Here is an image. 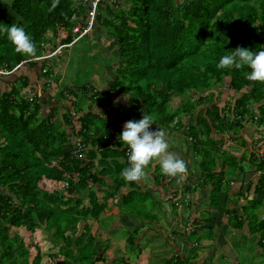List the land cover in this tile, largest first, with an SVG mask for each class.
Segmentation results:
<instances>
[{"label": "trees", "instance_id": "trees-1", "mask_svg": "<svg viewBox=\"0 0 264 264\" xmlns=\"http://www.w3.org/2000/svg\"><path fill=\"white\" fill-rule=\"evenodd\" d=\"M52 2L7 0V4L6 0H0V29L13 24L23 27L37 45V53L54 42L49 38L51 31L59 39V29H64L65 38L59 39L61 46L71 44L77 18L82 16L80 20L87 22L89 8L81 0H59V5L49 12ZM105 2L99 9L97 24L114 39L113 45L117 48L105 68H113L117 53L112 88L128 96L126 117L112 121L107 110L94 112V104L111 106L113 102L89 83L80 86L72 81V86L61 88L64 85L56 78L47 82L45 76L54 77L50 66L56 55L44 60L48 64H43L41 77L47 84L43 93L35 97L23 93L30 86L27 76L10 83L3 80L8 75H0V264L42 262L40 246L32 239L27 245L13 231L15 228H25L31 234L42 229L57 242L65 240L68 230L75 231L88 215L94 212V217L99 216L97 210L102 204L98 208L96 200L89 196L90 206L86 207V196L80 191L97 193L96 184L104 185L106 178L114 175H118L114 180L116 186L123 184L121 171L129 167L123 154L129 148L119 136L129 116L138 121L143 113L150 114L154 124L164 129L173 123H176L173 127L181 129L183 114L190 117L191 128L195 127L188 130L196 133L197 126L209 138L213 129L225 131L228 127H241L240 117L251 110L248 106L251 97L257 103L264 99V89L258 98L255 87L251 94L236 101L233 119L226 118L225 109L216 105L202 109L197 123L192 117L194 110L213 102V90L224 85L225 79L236 90L248 82L246 74L251 69L218 70L216 65L238 46L256 52L264 50V0H125L126 6L115 9L104 8ZM5 6L8 11L3 10ZM0 45V70L14 73V69L17 71L24 64L36 68L43 61L26 62L33 58L17 54L2 30ZM57 47L55 44L51 48ZM69 99L72 102L66 113H61L63 107L57 105L48 115L43 114L45 105ZM176 99H182L178 106L173 105ZM72 108L77 114L89 110L79 118L81 128L76 134L90 150L85 160L74 155L75 145L69 138L68 128H74ZM170 108L175 112L169 113ZM259 111L261 124L264 104ZM206 156L209 157L207 153ZM263 166L260 163V169ZM44 178L68 186L49 192ZM260 180L264 193V176ZM125 201L127 204V197ZM261 227L264 229V221ZM64 243L57 254L64 257L61 264L93 263L94 254L88 256L79 247L84 241L76 242V254ZM33 248L36 255L31 260Z\"/></svg>", "mask_w": 264, "mask_h": 264}, {"label": "crops", "instance_id": "crops-1", "mask_svg": "<svg viewBox=\"0 0 264 264\" xmlns=\"http://www.w3.org/2000/svg\"><path fill=\"white\" fill-rule=\"evenodd\" d=\"M103 5L104 8L115 9L118 6H126V3L125 0H106ZM80 18L83 17L80 16L77 20ZM96 26V31L97 29L102 31L97 23ZM57 27L65 28L61 25ZM60 30V36H63L65 30ZM105 35L107 34H104V37ZM107 36L109 37V35ZM49 38L52 39L50 35ZM107 40L114 44L113 39L107 38ZM80 41L73 44H78ZM69 45L70 43L61 46L60 42L58 47L62 48L56 56L63 55V51L71 47ZM53 51L55 49L51 47L45 48V54L42 57L51 55ZM43 64H48V62L45 63L43 60L36 68H30L28 64H24L14 73L4 77L3 80L13 83L20 76H27L30 86L23 93L29 97H35L42 94L46 83L50 82H46L45 78L41 77ZM107 70V74L113 73L112 67ZM13 76L15 78L11 79L10 77ZM94 77L92 88L109 97L113 105L97 103L92 106L93 111L99 113L107 110L109 119L112 121L119 117H126L125 109L128 107L129 101L127 105L118 101L119 95L125 94L112 88L114 80L112 82L107 80L103 85H100L101 79L98 76ZM72 81L68 82L69 87L72 86ZM230 82V80L224 82L225 87L220 88V93L213 91V102L209 106L200 107L194 112L192 117L196 123L200 111L204 108L207 110L214 105L220 109L224 108L226 118L233 119L236 101L251 94L252 90L257 87L258 81L248 80L241 90L232 88ZM256 96L260 97L257 93ZM64 102L66 101L63 100L60 104L56 102L55 105L47 104L45 107H48V111L51 112L53 107L59 105L65 108H62L60 112L66 113L69 108ZM261 104H264V99L261 103H253L250 100L248 106L251 110L245 116L240 117L243 120L241 127H228L225 131L213 129L209 138L202 134L196 126L198 134L194 136V141L199 140L196 144L203 152L200 149L197 151L196 145L193 153L186 151V145L183 146L180 135L177 139L181 150H176L173 144L174 140L171 134H168L169 129H164L158 124L152 125L151 130L160 128L166 131L169 150L186 161L187 171L184 177L182 175L179 181L167 175L164 177L160 166L154 164L145 169L147 175L139 182H126L120 175L123 184L119 187L116 186L112 176L106 178L104 185L96 184L98 200L102 204V208L97 210L100 212L99 216L94 217V212L93 215H88L87 218L79 222L75 231L69 229L65 236L66 239H59L58 243L53 241L52 234H42V229L36 230V233L40 235V240L50 244L51 251L52 248L57 249L56 253L52 254L53 258H62L60 263L55 262L54 264H61L64 261L62 255L57 256L60 253V248L66 245L64 242L68 243L69 249L76 254L78 240L84 241V244H79V247L86 255L94 254L92 264H264V229L261 227L264 221V193L261 192L263 189L260 185V179L264 176V166L260 169V163L264 165V121L260 124L259 107ZM88 112L87 109L80 114L76 113L72 123L74 128L71 129L70 126L68 128V133L71 134V136L69 135L70 140L73 143L81 142L83 145L79 149L74 144V155L82 160L87 159L90 150L85 147L81 138H78L76 134L81 128L79 118ZM48 113H44L43 110L45 116ZM130 120L129 116L123 123V127ZM184 121L185 126L188 123L191 124V119L188 116H184ZM195 121H193L194 124ZM172 125L175 126L176 123ZM177 130L181 131L180 128ZM129 151L126 148L123 154L127 161ZM199 153L200 158L198 159ZM206 153L209 157L206 156ZM196 160L197 162H195ZM211 172L214 173V176L211 175ZM43 181L49 192L64 190L58 187L59 182L57 181L46 178ZM46 181L53 184L54 190L48 189ZM126 183H128L127 187ZM164 186L167 187L166 195L162 191ZM181 189L185 191L184 194ZM143 193L147 194L143 196L145 200L135 202V195ZM185 194L191 195V198ZM72 196L74 197V195ZM88 198L87 195L84 202L86 207L90 206ZM258 203L260 206L257 205ZM147 204L153 206L152 210L157 213L158 209H162L165 212V217L160 218L153 215L147 209ZM168 207H171L172 211ZM140 208L143 210L140 211ZM126 209H129L128 212ZM84 220L89 224H95V226L86 224ZM111 221L110 225L105 226L104 223ZM79 225L82 227L79 228ZM100 241L103 246H99ZM96 243L99 247L96 246ZM252 246L256 254L251 253L249 247ZM88 249L91 250V254L86 253Z\"/></svg>", "mask_w": 264, "mask_h": 264}, {"label": "rangeland", "instance_id": "rangeland-1", "mask_svg": "<svg viewBox=\"0 0 264 264\" xmlns=\"http://www.w3.org/2000/svg\"><path fill=\"white\" fill-rule=\"evenodd\" d=\"M6 3H7V0H6ZM3 10L4 11H8V7L5 6L3 8ZM79 20L80 19H78V22H79ZM97 31L95 29V31L91 35L83 38L78 44H73L71 47H68L67 49H65L63 51L64 52L63 55H60L59 57L51 60V63L53 64V66H50V67H51V70H52V72L54 74V77L56 78L55 80L61 81L60 84L64 85V86H61V88H64L68 84V82L72 81V80L75 81L77 83V85H80V86H83V85H85L87 83L92 84L93 81L95 80L94 76H98L101 79L100 82H99L100 85H103L104 82L107 81V80H109L111 82L113 80H115L114 78L116 77V73L113 72V73L107 74L108 73L107 69L109 67L105 68V63L107 61H110L109 60L110 54L112 52H115L117 50V48H115V46H113V43L111 41L107 40V38H111V39H113V38L112 37H108L107 36L108 34L106 33L105 30L102 29V31H101V30L97 29ZM104 34H107V35H105V37H104ZM50 37L52 38V40L54 42L51 45L50 44L45 45L44 46L45 48L53 47L55 44L59 45V43H60L59 41H57L58 38H56L54 36V33L52 31L50 32ZM63 37H64V35L60 36L59 39H61ZM0 47H1V45H0ZM59 48L60 47L56 48L54 53H57L60 50ZM52 49H54V48H52ZM0 51H1V48H0ZM43 53H44V51H40L39 53H37V55H40V54L42 55ZM101 55H102V57H101ZM105 57H109V58H105ZM114 58H115V60H114V64H113V69H116L117 65L115 64L116 63L115 61L118 60V54L117 53L114 54ZM45 77H46L47 81H54L52 78L50 79L49 76H45ZM10 78L14 79L15 77L13 76V77H10ZM225 80L229 81L228 79H225ZM9 81H10V79H9ZM256 85H257V88H258V91H256L257 95H260V92H263V89H264V82H259L258 81L256 83ZM221 87H225V84L222 85V86L220 85V87H217V89L215 91L220 93V90H221L220 88ZM76 96H77L76 99L80 100V96L79 95H76ZM111 96L114 97L113 94H111ZM54 99H58V96L56 98H54ZM181 100L182 99L174 100V102H173L174 104L173 105L174 106H178V103H180ZM118 101H121L122 103L127 105L128 104V96L119 95V100ZM251 101L253 103H255V101L252 99V97H251ZM70 102H72V100H70V99H69V101L64 102L67 105L68 108H70L69 107ZM183 104H184V102H183ZM192 110H193V108H192ZM47 111H48V107H45L44 108V113H48L49 112V111L48 112ZM173 112H175L174 108H170L169 109V113H173ZM193 112H195V110ZM125 113H126V111H125ZM181 118H182V128L180 129L181 131H178L176 127H173L174 125H171L170 127H168V129H169L168 134L170 133L172 139L174 140L173 144H174L175 149L178 150V151L181 150L180 149L181 147L178 144L179 141L177 139L178 136L180 135V137L183 140V146L186 145L185 146L186 147V151L188 150L189 152L193 153L194 149H195V145H196V150L199 151L200 146L198 144H196L197 142H199V140L194 141V136L196 134H198V133H195V131H191L195 127L191 128V125L185 126L186 123L184 121V115L183 114L181 115ZM189 128H191V130H188ZM200 151L203 152L201 149H200ZM199 158H200V153H199L198 159ZM197 160L195 162H197ZM195 165H196V163H195ZM182 175L184 177V174H182ZM163 176L165 177V174H163ZM113 179L117 180L118 179V175H114ZM46 182H47V185H48V189L50 191L54 190L55 187L53 186V184L50 181H46ZM127 185H128V183H126V187H127ZM157 185H158V183H157ZM166 185H167V183H166ZM166 189H167L166 186H164L163 189H162L164 195L167 194L166 193ZM181 190H182V192L184 194L185 191L183 189H181ZM80 192L84 196L88 195L90 197H93L96 200L97 204H98V208H100L101 203L98 200L99 199V194L96 193L95 190H85V191H80ZM4 193H6V190L4 191ZM146 195L147 194H144V193L143 194H138V195L136 194L135 195V202L139 201V200L141 202H143L145 200V198L143 196H146ZM127 197H128V195H127ZM188 198H191V197H188ZM257 205L260 206L259 204H257ZM146 207L149 210V212H151L153 215H155L157 217H160V218H164L165 217V215H164L165 212L162 209H158V213H157L156 211L152 210L153 206H149L147 204ZM168 208H169V210L172 211L171 207H168ZM128 210L129 209H126V212H128ZM142 210H143V208H140V211H142ZM184 214H186V213H184ZM85 220H84V222L86 224H89ZM111 223H112V221L110 223L106 222L104 224H105V226H107V225H110ZM100 224H103V222H100ZM89 225L90 226H95V224H89ZM81 227L82 226L79 225V228H81ZM13 231L19 233L23 237V241L27 245L30 243L31 239L35 243H37L38 245L40 243H42V244L39 245L40 248H41V251H42V255H43L42 256V260L43 261L41 262V264H54L55 262H59L60 263L62 261V258H57V257L53 258L52 254H55L57 249L52 248V251H51V247L49 246L50 244L40 240V235L38 233H36L37 231L34 234H31L30 231H28L25 228H20V229H16L15 228V229H13ZM42 234H45V232L43 231ZM133 237H135V235H133ZM136 238H133V239H136ZM96 246H98V243H96ZM99 246H103L101 241L99 243ZM249 248L251 250V253L256 254L253 246L249 247ZM31 251H32V257H31V260H32L35 257V255H36V250H35V248H33ZM86 253L87 254H91V250L88 249L86 251Z\"/></svg>", "mask_w": 264, "mask_h": 264}, {"label": "clouds", "instance_id": "clouds-1", "mask_svg": "<svg viewBox=\"0 0 264 264\" xmlns=\"http://www.w3.org/2000/svg\"><path fill=\"white\" fill-rule=\"evenodd\" d=\"M81 4H85L89 10L91 9V2L81 0ZM58 5L59 0H53L48 11H53ZM0 30L7 34V38L13 44L17 54L39 58L37 57V45L23 27H18L15 24L10 27L4 25ZM71 44L69 46H72ZM57 53H54L53 56ZM216 67L218 70L231 68L240 70L247 67L251 69L250 74H246L248 80L264 82V50L256 52L238 46L235 50H232L231 54L221 57ZM152 125H154L153 116L144 113L142 119L138 121L130 120L124 124L119 139L130 150L128 155L129 167L121 171V176L126 182L141 181L147 175L145 169L154 164L160 166L163 174L170 178H176L178 181L182 178V174H185L187 171L186 161L169 150L166 131L160 128L151 130ZM74 144L76 145L77 142ZM185 195L191 197V195Z\"/></svg>", "mask_w": 264, "mask_h": 264}, {"label": "built area", "instance_id": "built-area-1", "mask_svg": "<svg viewBox=\"0 0 264 264\" xmlns=\"http://www.w3.org/2000/svg\"><path fill=\"white\" fill-rule=\"evenodd\" d=\"M86 2H91V9L89 10L88 12V21L87 22H83L82 20H79V22L77 23L76 27L74 28L73 30V33L75 35V38L72 42L71 45H73V43L79 41L80 39L86 37L87 35L91 34L94 30L96 26V23H97V15H98V10L99 8L102 6V3L105 1V0H85ZM96 29V28H95ZM60 49V48H59ZM59 52V51H58ZM52 55H49V56H45V57H39V58H33V59H29L28 61L26 62H35V61H41V60H45L49 57H52ZM16 69H14L15 71ZM12 74L11 72L9 71H6V70H0V75H10ZM70 113L73 117L76 116V112L75 110L72 108L70 110ZM76 146L81 149L83 147V145L79 142H77ZM68 184L66 183H59L58 184V187L60 188H67Z\"/></svg>", "mask_w": 264, "mask_h": 264}]
</instances>
